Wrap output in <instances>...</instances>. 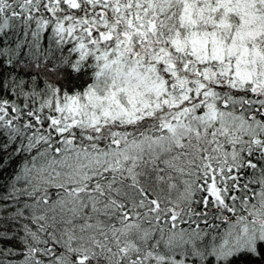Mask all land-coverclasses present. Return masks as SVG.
I'll use <instances>...</instances> for the list:
<instances>
[{
  "label": "snow or ice",
  "instance_id": "1",
  "mask_svg": "<svg viewBox=\"0 0 264 264\" xmlns=\"http://www.w3.org/2000/svg\"><path fill=\"white\" fill-rule=\"evenodd\" d=\"M0 264H264V0H0Z\"/></svg>",
  "mask_w": 264,
  "mask_h": 264
},
{
  "label": "trees",
  "instance_id": "2",
  "mask_svg": "<svg viewBox=\"0 0 264 264\" xmlns=\"http://www.w3.org/2000/svg\"><path fill=\"white\" fill-rule=\"evenodd\" d=\"M91 80V69L85 68L76 73L69 67L65 69V79L60 81V85L65 91L74 94L77 91H82Z\"/></svg>",
  "mask_w": 264,
  "mask_h": 264
}]
</instances>
